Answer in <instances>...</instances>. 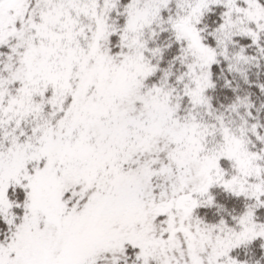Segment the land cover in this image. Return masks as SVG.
I'll return each instance as SVG.
<instances>
[{
    "label": "snow or ice",
    "instance_id": "6c2138e0",
    "mask_svg": "<svg viewBox=\"0 0 264 264\" xmlns=\"http://www.w3.org/2000/svg\"><path fill=\"white\" fill-rule=\"evenodd\" d=\"M0 264H264V0H0Z\"/></svg>",
    "mask_w": 264,
    "mask_h": 264
}]
</instances>
